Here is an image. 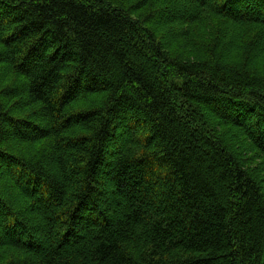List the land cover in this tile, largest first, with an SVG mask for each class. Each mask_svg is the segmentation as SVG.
<instances>
[{
  "label": "trees",
  "instance_id": "1",
  "mask_svg": "<svg viewBox=\"0 0 264 264\" xmlns=\"http://www.w3.org/2000/svg\"><path fill=\"white\" fill-rule=\"evenodd\" d=\"M0 264H264V0H0Z\"/></svg>",
  "mask_w": 264,
  "mask_h": 264
}]
</instances>
